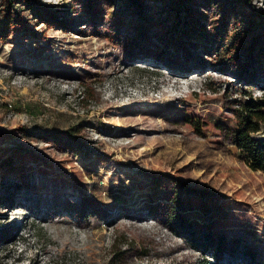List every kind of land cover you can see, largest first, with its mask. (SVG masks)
Instances as JSON below:
<instances>
[{"label":"rangeland","instance_id":"rangeland-1","mask_svg":"<svg viewBox=\"0 0 264 264\" xmlns=\"http://www.w3.org/2000/svg\"><path fill=\"white\" fill-rule=\"evenodd\" d=\"M251 9L0 0V264H264V173L234 146L264 99Z\"/></svg>","mask_w":264,"mask_h":264},{"label":"trees","instance_id":"trees-1","mask_svg":"<svg viewBox=\"0 0 264 264\" xmlns=\"http://www.w3.org/2000/svg\"><path fill=\"white\" fill-rule=\"evenodd\" d=\"M249 20V24L255 23L257 28L260 29L259 35H263L264 12L251 9ZM243 107L246 118L243 125L235 132L234 146L239 156L244 159L251 170L264 173V138L255 137V134L260 131L261 125L264 124V99H249L244 103ZM116 120L113 122H116ZM119 125H121V122ZM115 126L117 128L122 127V125L118 126V124H115ZM192 246L196 249H204L199 240H194ZM198 264L211 263L205 256H202Z\"/></svg>","mask_w":264,"mask_h":264},{"label":"built area","instance_id":"built-area-1","mask_svg":"<svg viewBox=\"0 0 264 264\" xmlns=\"http://www.w3.org/2000/svg\"><path fill=\"white\" fill-rule=\"evenodd\" d=\"M241 251H242V250H240V252H241ZM244 255H245V253H244V252H241V254H240V258L237 259V260H239V262L236 261V260L233 261L232 258H230V259H229V263H230V264H241L242 260H244V259H243V258H244ZM251 260H252V259H249L250 262L248 261V264H257V263L255 262L256 260H255V261H254V260L251 261ZM237 262H238V263H237Z\"/></svg>","mask_w":264,"mask_h":264}]
</instances>
